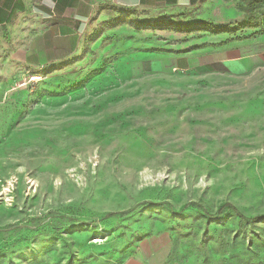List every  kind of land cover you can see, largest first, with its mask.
<instances>
[{
  "label": "rangeland",
  "instance_id": "1",
  "mask_svg": "<svg viewBox=\"0 0 264 264\" xmlns=\"http://www.w3.org/2000/svg\"><path fill=\"white\" fill-rule=\"evenodd\" d=\"M84 38L0 79V264H264V220L210 217L264 214V0L109 4Z\"/></svg>",
  "mask_w": 264,
  "mask_h": 264
},
{
  "label": "crops",
  "instance_id": "2",
  "mask_svg": "<svg viewBox=\"0 0 264 264\" xmlns=\"http://www.w3.org/2000/svg\"><path fill=\"white\" fill-rule=\"evenodd\" d=\"M193 1L0 0V79L11 80L25 71L49 68L73 58L84 47L88 24L109 4L121 11H154L181 2L191 5ZM179 62L189 65L187 56H178ZM111 264L185 263L162 251L140 248L137 255Z\"/></svg>",
  "mask_w": 264,
  "mask_h": 264
},
{
  "label": "trees",
  "instance_id": "3",
  "mask_svg": "<svg viewBox=\"0 0 264 264\" xmlns=\"http://www.w3.org/2000/svg\"><path fill=\"white\" fill-rule=\"evenodd\" d=\"M196 1L197 0H194L192 3L194 4ZM218 32H225V29L223 27L219 28ZM227 209L235 212L240 217V219L244 222L254 223L257 221L264 220V214L263 215H256L253 217H247L236 206H234L233 204H230V203L224 204L222 207L219 208L216 215H210V217L211 218L219 217L222 214H224L227 211ZM110 215L113 216L114 213H112Z\"/></svg>",
  "mask_w": 264,
  "mask_h": 264
},
{
  "label": "bare ground",
  "instance_id": "4",
  "mask_svg": "<svg viewBox=\"0 0 264 264\" xmlns=\"http://www.w3.org/2000/svg\"><path fill=\"white\" fill-rule=\"evenodd\" d=\"M145 131V130H144Z\"/></svg>",
  "mask_w": 264,
  "mask_h": 264
}]
</instances>
